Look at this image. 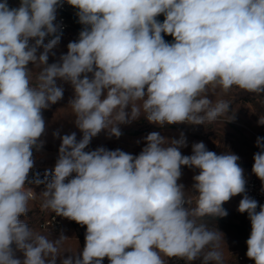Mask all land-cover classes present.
Instances as JSON below:
<instances>
[{"label":"clouds","instance_id":"9594fccd","mask_svg":"<svg viewBox=\"0 0 264 264\" xmlns=\"http://www.w3.org/2000/svg\"><path fill=\"white\" fill-rule=\"evenodd\" d=\"M65 2L83 27L49 63ZM58 81L73 88L67 108L82 135L54 132V169L30 179L33 150L45 143L43 111L63 98ZM234 90L264 96V0H0V264H225L223 233L208 221L226 217L223 205L237 195L251 226L246 256L264 264V205L247 194L237 154L195 142L183 155V133L155 131L138 155L86 151L101 131L119 138L120 125L141 117L160 127L230 122L224 97ZM256 147L252 173L264 186V137ZM184 167L198 170L191 189L178 183ZM32 184L44 188L37 195ZM37 201L86 226L82 250L21 219Z\"/></svg>","mask_w":264,"mask_h":264},{"label":"rangeland","instance_id":"374dc122","mask_svg":"<svg viewBox=\"0 0 264 264\" xmlns=\"http://www.w3.org/2000/svg\"><path fill=\"white\" fill-rule=\"evenodd\" d=\"M57 83L64 88L63 98L49 109L43 111L46 131L41 139L45 143L39 151L33 150L34 164L41 167V170L54 169L58 158V149L61 141L59 138H54V132L59 131L61 136L76 132L78 140L82 135L74 124L70 109L67 108L68 102L74 94L73 88L69 83L63 81H58ZM224 98L232 100V107L235 111L234 120L221 122L219 124L220 127L217 128L210 125L208 126L209 130H206V132L208 134H220L221 140L230 145L229 150L231 149V152L240 157L238 163L252 172L253 155L259 151L256 147V139L257 137H264V125L258 124L259 114L264 113V96H256L244 91L235 94L234 90L233 93ZM119 127L122 133L119 138H109L106 131H101L91 140L86 151L95 150L97 147L103 146L109 150L121 149L133 155H138L144 147L143 138L154 131L169 138H178L183 133L188 145L181 149L183 155L191 154V146L195 142H203L207 147L206 142H204L207 135H202L204 133L202 132L203 127L200 128V131L191 126L186 127L181 124H166L160 127L149 123L144 117ZM182 173L183 175L178 183H183L186 189H191L193 184L192 177L198 174V170L184 167L182 168ZM35 189L37 190V188ZM239 201V195L231 198L223 205L228 215L216 220H209L208 225L210 228L217 229L223 233L225 245L222 246V250L225 264H235L236 255L244 256L246 264H254V261L246 256V240L249 238L251 230L250 221L246 213L241 214L237 211ZM17 256H21V254H17ZM103 264H109L107 258L103 260ZM197 264H201L199 259H197Z\"/></svg>","mask_w":264,"mask_h":264},{"label":"crops","instance_id":"0c3cea01","mask_svg":"<svg viewBox=\"0 0 264 264\" xmlns=\"http://www.w3.org/2000/svg\"><path fill=\"white\" fill-rule=\"evenodd\" d=\"M8 4H9L10 7H17L19 5V0H8ZM64 5L71 6V5L67 4L66 2L64 3ZM59 16H61V12H60V9L58 8L57 9V19H56V21L54 23H58ZM157 19L160 22H163L164 16L161 15V16L157 17ZM69 23H70L69 30L67 32H61V40H60L59 44L53 49V52L55 53V55H51V54L49 55V61H48L49 63L55 62L56 60L59 59V57L62 54H66L68 43L71 42V41H75V40L78 39L79 32L82 30V27L83 26L79 25L72 18H69ZM48 39H50V37H47L45 39V43H47ZM164 39L166 41H168V42H171L173 38L171 36L165 35L164 36ZM39 51H42V48ZM30 67H31V65H30ZM221 122L222 121H217L215 123L207 124V125H190V124H186V123L185 124H181V125L182 126H186V127L191 126L193 128H196L199 131H200V128L203 127L204 129H202V132H204V133H202V135H204V136L207 135L205 137L206 139H205L204 142H206L207 147H208V150L214 151V152H216L218 154L219 152H223L226 149L229 150V146L230 145H228L227 143H224L221 140L220 134H217V133H213V134H210L209 133L208 134L206 132V130H209V127L208 126H210V125L211 126H216V128L217 127H220L219 124ZM230 151H231V149H230ZM242 168H243L244 172H246L248 174H251V175H254L252 172H250L246 168H244V167H242ZM261 185H262V182H261ZM31 188H33V190L38 195L43 190L44 186H33ZM35 188H37V190ZM262 188L264 190V186H262ZM239 197H240V199L242 198L241 195H239ZM39 209H40L39 202L37 201L30 208V211L28 213V216L27 217H22L21 219L22 220L23 219H26L27 223L29 224L30 222H32L33 220H35V218L38 215V210ZM47 213L50 214L51 212H47ZM85 229H86V226L85 227H82V226L78 225L76 222H73L72 226H70L64 232H62V233H50V234H51V238L52 239L58 238L61 234H63L64 236L68 237L69 239L65 242L64 248L65 249H68L70 251H76L77 249L78 250H82L83 247H84V245H85ZM18 254H20V253H18ZM68 255H70V253H68V252L64 253V256L65 257H67ZM239 257H243L244 258V256H242V255H236L235 264L238 263ZM57 264H59V260L57 261ZM168 264H170L169 261H168ZM194 264H197V260L194 261ZM244 264H246L245 258H244Z\"/></svg>","mask_w":264,"mask_h":264},{"label":"built area","instance_id":"2783aa9c","mask_svg":"<svg viewBox=\"0 0 264 264\" xmlns=\"http://www.w3.org/2000/svg\"><path fill=\"white\" fill-rule=\"evenodd\" d=\"M61 16L58 18V24L61 25L60 32H67L70 28L69 18L74 19L78 23V17L76 15V9L72 6L64 5L59 8ZM81 25L80 23H78ZM82 26V25H81ZM219 152L218 154H220ZM41 167L34 164L32 171H40ZM29 173V174H30ZM244 177L246 179V192L247 194L256 199L259 204L264 205V190L262 188L260 180L251 174L244 172ZM74 221L68 220L61 216H56L54 213H47L46 211L38 210V215L32 222L29 223L30 227L36 228L38 230H46L50 233H62L72 226ZM86 231V229H85ZM18 254V253H17ZM170 264H186V261L179 258H170ZM194 264V261L191 262ZM237 264H244V258L239 257Z\"/></svg>","mask_w":264,"mask_h":264},{"label":"trees","instance_id":"16d2710c","mask_svg":"<svg viewBox=\"0 0 264 264\" xmlns=\"http://www.w3.org/2000/svg\"><path fill=\"white\" fill-rule=\"evenodd\" d=\"M46 170H40V171H32L30 174H29V178L31 179L32 178V176H33V174L35 173V174H38V177L40 178V179H43V174H44V172H45ZM50 171V170H49ZM33 186H44V185H35V184H32V185H29V187H33Z\"/></svg>","mask_w":264,"mask_h":264}]
</instances>
